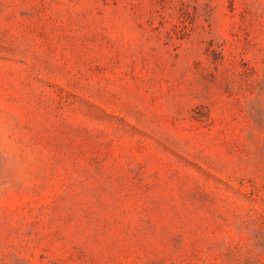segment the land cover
Returning <instances> with one entry per match:
<instances>
[{
  "label": "rangeland",
  "instance_id": "374dc122",
  "mask_svg": "<svg viewBox=\"0 0 264 264\" xmlns=\"http://www.w3.org/2000/svg\"><path fill=\"white\" fill-rule=\"evenodd\" d=\"M0 264H264V0H0Z\"/></svg>",
  "mask_w": 264,
  "mask_h": 264
}]
</instances>
